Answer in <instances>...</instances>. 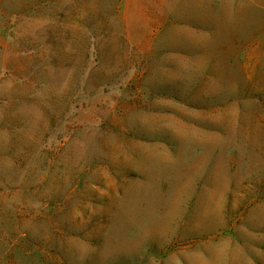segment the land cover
Segmentation results:
<instances>
[{"label": "rangeland", "instance_id": "rangeland-1", "mask_svg": "<svg viewBox=\"0 0 264 264\" xmlns=\"http://www.w3.org/2000/svg\"><path fill=\"white\" fill-rule=\"evenodd\" d=\"M0 264H264V0H0Z\"/></svg>", "mask_w": 264, "mask_h": 264}]
</instances>
